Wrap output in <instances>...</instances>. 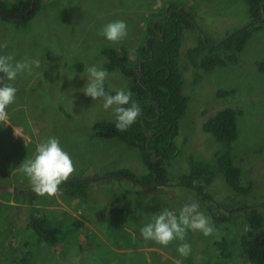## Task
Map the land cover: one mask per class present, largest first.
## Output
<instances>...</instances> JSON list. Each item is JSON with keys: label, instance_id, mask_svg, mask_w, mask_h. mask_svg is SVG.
Masks as SVG:
<instances>
[{"label": "rangeland", "instance_id": "rangeland-1", "mask_svg": "<svg viewBox=\"0 0 264 264\" xmlns=\"http://www.w3.org/2000/svg\"><path fill=\"white\" fill-rule=\"evenodd\" d=\"M173 4L195 18L196 28L182 36L180 58L189 101L177 139L180 151L169 162L163 191L142 190L113 178L92 181L86 203L62 191L54 197L39 196L38 215L65 232L54 247L29 231V206L15 197L17 193L0 190V264H249L239 246L247 230L245 213L235 205L254 206L264 215V29L253 34L237 63L204 71L187 59L188 49L199 43L201 34L216 42L250 22L245 0H44L26 26L0 17V55L12 56L13 63L39 59L41 64L31 74L23 72L6 82L17 92L6 109L8 120L0 123V171L5 175L0 183L6 184L0 186L32 191L19 167L34 158L39 143L53 137L75 166L69 179H102L123 168L137 177L145 173L138 150L93 135L95 123L113 120L114 115L103 108V98L93 100L81 89L87 69L95 66L107 72L105 83L111 90L128 91L131 78L119 68L107 70L103 50H125L131 61L134 48L145 38L144 21ZM116 21L125 22L128 34L111 42L100 33ZM224 108L239 112L231 155L241 171V184H253L250 195L237 199L221 174L203 196L180 184L192 159L215 165L222 145L202 126ZM116 192L126 194L124 215L110 212L116 205L111 195ZM192 203L199 205L214 228L211 235L189 229L183 241L174 239L167 247L140 237V228L153 222V215L163 209L178 215ZM75 220L84 224L80 232ZM149 243L153 251L144 254L141 251ZM184 243L191 245L186 257L177 251Z\"/></svg>", "mask_w": 264, "mask_h": 264}, {"label": "trees", "instance_id": "trees-1", "mask_svg": "<svg viewBox=\"0 0 264 264\" xmlns=\"http://www.w3.org/2000/svg\"><path fill=\"white\" fill-rule=\"evenodd\" d=\"M43 1L13 0V3L8 5L0 0V13L7 15L0 17L5 21L26 26L36 17ZM245 2L250 22L245 27L228 33L220 41L215 42L208 36L201 37L199 43L187 51V59L192 66L209 71L227 63H237L239 55L253 34L264 29V0H245ZM144 24L145 38L134 48L131 61L126 59L125 50L117 51L114 48L103 50V56L107 58L105 68L107 67L109 71L119 68L125 76L131 78L132 84L128 91L132 92V98L141 108L142 114L126 131L116 129L115 118L110 121H98L92 129L93 135L101 140H118L124 146L139 152L141 164L145 169L143 175L137 177L129 169L123 168L109 173L114 176L110 179L129 178L136 181L138 186L152 187L155 182L165 184L168 181L167 167L170 160L180 151L177 147V139L189 101L184 94L185 78L180 58L182 36L185 31L194 30L196 26L195 18L184 9L177 8L175 4L155 12L150 19L144 21ZM104 88L109 95L116 93L105 82ZM238 116L239 112L233 108H224L205 121L202 126L203 131L212 135L222 145V150L215 155V165L192 159L189 173L180 176V184L189 186L202 196L206 194L216 175L221 174L227 186L235 193V199L252 193L251 182L247 186L241 184V171L234 165L231 155L238 136ZM1 175L5 176L0 171V177ZM79 179H68L70 182L67 180L62 183L59 191L67 197H77L86 203L90 197L88 195L92 187L90 184L93 182ZM1 184L6 185L4 182ZM6 187L13 186L9 184ZM18 196L22 203L29 206L26 219L29 221V231L37 240L49 246H58L65 232L38 215L40 209L36 208V203L39 202V195H15L16 198ZM120 196L117 192L111 195L116 205L110 212L119 214L122 211L124 215L128 209L127 204L124 203L126 194ZM234 201L233 199L231 203ZM236 206H239L237 211L245 213L243 222L247 225V230L239 239L242 255L249 264H264V215L254 206L238 202ZM217 218L221 219V217ZM74 225L79 227V232L84 226L80 220H75ZM74 225H71L70 230H73Z\"/></svg>", "mask_w": 264, "mask_h": 264}, {"label": "clouds", "instance_id": "clouds-1", "mask_svg": "<svg viewBox=\"0 0 264 264\" xmlns=\"http://www.w3.org/2000/svg\"><path fill=\"white\" fill-rule=\"evenodd\" d=\"M19 18V17H18ZM196 26V25H195ZM108 41L118 42L124 39L127 25L123 21L109 23L100 33ZM7 47V45H3ZM12 56L0 55V73L4 79H0V123L8 120L6 109L16 97L17 89L7 81H13L18 74L32 73L33 69L40 68L39 59H30L13 63ZM88 79L82 90L83 94L93 100L103 98V108L111 109L115 118V127L119 131L128 130L141 116L142 110L133 100L132 92L123 88L114 95L105 92L104 82L107 72L91 66L87 69ZM155 155V153H154ZM20 170L29 180L32 191L39 196L54 197L60 190V185L66 182L75 171V166L70 155L63 150L57 138H49L36 146V154L33 159H27L20 165ZM109 178V174L106 176ZM129 180V178H124ZM134 187H140L133 183ZM196 203L186 204L177 215L168 209H163L159 214L153 215V222L140 228V237L144 240H152L155 243L167 247L174 239H185L187 231H200L204 236L214 232L208 218L199 210ZM177 251L181 256H188L191 245L184 243ZM177 264H180L177 261Z\"/></svg>", "mask_w": 264, "mask_h": 264}, {"label": "bare ground", "instance_id": "bare-ground-1", "mask_svg": "<svg viewBox=\"0 0 264 264\" xmlns=\"http://www.w3.org/2000/svg\"><path fill=\"white\" fill-rule=\"evenodd\" d=\"M112 177H114L113 175H109V179L110 178H112ZM118 177V176H117ZM119 178H121V177H119ZM104 179H107L106 177H104V178H102V179H99V177H93V178H80L79 180H82V181H96V180H104ZM124 179V178H123ZM128 181H130V180H128ZM67 182H70V180H68ZM131 183H133L132 181H130ZM7 188H13V189H15L14 187H7ZM16 191H17V194L16 195H21V196H27V195H29V193H21L20 191H18L17 189H15ZM4 192H8V191H4ZM33 192V191H32ZM35 194V193H34ZM31 195H33V194H31ZM31 195H29V196H31Z\"/></svg>", "mask_w": 264, "mask_h": 264}, {"label": "water", "instance_id": "water-1", "mask_svg": "<svg viewBox=\"0 0 264 264\" xmlns=\"http://www.w3.org/2000/svg\"><path fill=\"white\" fill-rule=\"evenodd\" d=\"M0 15H2V16H7L5 13H0ZM19 18H22V16H18ZM139 73H140V70H139ZM0 78L1 79H4V77H3V75H2V73H0ZM118 177H121V178H123V176H118ZM130 181H132L134 184H135V186L136 185H139L136 181H134L133 179H129ZM143 187V189H147V190H149L148 188H146L145 186H142ZM0 190H4V191H13V192H15V193H17V191L15 190V189H13V188H7V187H1L0 186ZM31 194H34V192H30L29 193V195H31Z\"/></svg>", "mask_w": 264, "mask_h": 264}, {"label": "flooded vegetation", "instance_id": "flooded-vegetation-1", "mask_svg": "<svg viewBox=\"0 0 264 264\" xmlns=\"http://www.w3.org/2000/svg\"><path fill=\"white\" fill-rule=\"evenodd\" d=\"M201 37L203 38L204 37V34H201ZM164 185H166V184H161V183H154V185L152 186V187H146V188H148L150 191L151 190H153L152 188L154 187V191H157V192H162L163 191V187H164ZM145 190H147V189H145ZM208 190V189H207ZM207 192V191H206ZM203 195H207V193L206 194H203ZM202 195V196H203Z\"/></svg>", "mask_w": 264, "mask_h": 264}, {"label": "crops", "instance_id": "crops-1", "mask_svg": "<svg viewBox=\"0 0 264 264\" xmlns=\"http://www.w3.org/2000/svg\"><path fill=\"white\" fill-rule=\"evenodd\" d=\"M73 179V178H72ZM71 180V179H70ZM60 193H62L61 191H59ZM146 247L144 248V249H142V251L141 252H144V254L146 253V252H151V251H153V247H152V245L149 243V244H146L145 245ZM148 262V261H147ZM147 264V263H146Z\"/></svg>", "mask_w": 264, "mask_h": 264}]
</instances>
